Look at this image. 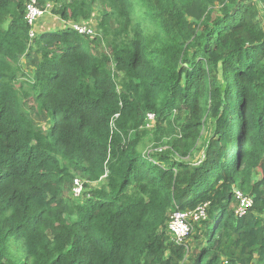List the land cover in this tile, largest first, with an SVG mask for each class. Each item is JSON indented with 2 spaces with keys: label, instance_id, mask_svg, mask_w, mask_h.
<instances>
[{
  "label": "trees",
  "instance_id": "1",
  "mask_svg": "<svg viewBox=\"0 0 264 264\" xmlns=\"http://www.w3.org/2000/svg\"><path fill=\"white\" fill-rule=\"evenodd\" d=\"M28 1L0 0V264H225L233 236L264 264V0H56L84 27L100 4V35L33 39ZM76 177L106 184L76 202Z\"/></svg>",
  "mask_w": 264,
  "mask_h": 264
},
{
  "label": "rangeland",
  "instance_id": "2",
  "mask_svg": "<svg viewBox=\"0 0 264 264\" xmlns=\"http://www.w3.org/2000/svg\"><path fill=\"white\" fill-rule=\"evenodd\" d=\"M59 4H61V3L56 1V0H47V5L46 6L48 7L49 12L52 14L51 16H49L50 18L52 17V19H50L49 21H46L44 19L43 23H45V24L42 25V28L43 27L46 28V29H49V28L61 29V28H63L64 24L61 23V21H60L61 20L60 15H57V14L55 15V14L52 13V11H53L52 9H54V7L58 6ZM101 11H102V8H101L100 4H97L95 6V8H94L93 16H92L90 22L87 23V24L90 25V27H93L95 29V31L98 33V35H100V31L98 29V23L101 20ZM42 18H45V17H42ZM262 19L264 20V17H262ZM39 20H38V22H39ZM50 22H53V24H50V25L46 24V23H50ZM37 26H38V24H37ZM85 27L87 28V30H89V31L91 30V28L88 27V25H86ZM100 48H101V50L106 51V52H108L110 54V51L108 50L107 47H105V45H101ZM21 61H22V65L21 66H22L23 71L26 74L31 75L33 69L30 68L29 60H27L26 58L22 57ZM21 79H27V78L23 77ZM152 122H154V121H148L147 120V122H146V124L144 126V129L148 130L144 134V137L146 138V142L147 143L149 142V140H147V138H149L150 134L152 133V131H149V130L154 127ZM203 133H204V137L206 138L209 135V130L203 131ZM146 146H147V144H146ZM146 146H144V148H143V151L145 153H155V152H157L156 148L151 147V145H149L147 148H146ZM201 155H202V151L201 150H196L194 155H193V157H192V160L193 161L199 160ZM79 178L84 183V189H85L84 194L82 195V197L81 198H75V197L72 196L73 195V193H72V185H71V188L67 191L68 193L66 194L67 197H70L72 200H74L76 202H83L84 201L85 192L86 191H90L91 189H96V188L105 186V184H106V181H105L104 178L101 181H99V182L91 183V184L86 179L81 178V177H79ZM237 192H238V190H237ZM237 205H238V202L234 203L233 208L236 209ZM205 206L206 205L200 206V207H203L205 209V211H206L205 216L201 217L198 221L193 223L192 228H191V232H195L199 227H201V225L199 223V222H201V220H207L208 219L209 214H208ZM199 216H201V214H199ZM191 218H192V216H190V219ZM196 223H199V224L196 225ZM203 233H204V229L203 230L199 229L198 235L203 237ZM224 249H225V255L223 256L222 261L225 264H231V263H234L235 261L238 264H251L248 261L249 259H253V263L256 264V262L258 260L257 257L255 259V257H252L251 255L243 254L241 252V248L237 245V238H235L234 236L230 237V238H225Z\"/></svg>",
  "mask_w": 264,
  "mask_h": 264
},
{
  "label": "built area",
  "instance_id": "3",
  "mask_svg": "<svg viewBox=\"0 0 264 264\" xmlns=\"http://www.w3.org/2000/svg\"><path fill=\"white\" fill-rule=\"evenodd\" d=\"M48 13H49L48 7L47 6L45 8L39 7L38 0L28 1L25 20L28 23V25L31 26V30H30L31 39H33L37 34L38 20L46 16ZM72 26L82 33L89 32V30H87V28L84 26H80L78 24ZM154 117H155L154 114H148L147 116L149 120H154ZM74 184L75 185L73 189V194L75 195V197H79L83 192L84 184L80 179H75ZM235 193L238 199V205L235 209V212L238 216H241L244 215L250 207H252L253 199L239 190L238 192L237 190H235ZM205 213L206 211L203 207H199L194 212L178 211L173 213L169 221V229L173 235V238L177 242H182L184 238L188 235V233L191 231L193 223L198 221L201 217H204ZM199 214H201V216H199ZM190 216H192L191 219Z\"/></svg>",
  "mask_w": 264,
  "mask_h": 264
},
{
  "label": "clouds",
  "instance_id": "4",
  "mask_svg": "<svg viewBox=\"0 0 264 264\" xmlns=\"http://www.w3.org/2000/svg\"><path fill=\"white\" fill-rule=\"evenodd\" d=\"M49 15H51L50 12H49L46 16H44V17H47V16H49ZM60 21H61V23L64 24L63 27H68V25L71 24L69 21L66 22V21H64L62 18H61ZM150 114H153V113H150ZM154 119H155V117H154ZM152 121H154V120H152ZM75 179H80V178H79V177H76V178H74V181H75ZM104 179H105V177H104ZM80 180H81V179H80ZM74 181H73V186H72V193H73V189H74V185H75V184H74ZM89 183H90V182H89ZM83 184H84V183H83ZM90 184H91V183H90ZM91 190H92V189H91ZM84 191H85V189H83V192H82V194H81L79 197H75L74 194H73L72 196L75 197V198H81L82 195L84 194ZM199 207H200V206H199ZM199 207H198V208H199ZM198 208H197V209H198ZM197 209L192 210V211H188V210H187V211H181V212H194V211H196ZM175 212H178V211H175ZM175 212H174V213H175ZM168 227H169V224H168ZM190 232H191V231H190ZM190 232H189V233H190ZM189 233H188V234H189Z\"/></svg>",
  "mask_w": 264,
  "mask_h": 264
},
{
  "label": "crops",
  "instance_id": "5",
  "mask_svg": "<svg viewBox=\"0 0 264 264\" xmlns=\"http://www.w3.org/2000/svg\"><path fill=\"white\" fill-rule=\"evenodd\" d=\"M52 15V14H51ZM51 15H49V16H51ZM49 16H47V18L45 17V18H42V19H40L39 20V22H38V26H37V30L39 31V32H49V31H53V30H56L57 28H49V29H46V28H42V25L43 24H45V23H43L44 22V19L46 20V21H49L50 19H52V17L50 18ZM54 17V16H53ZM43 20V21H42ZM47 25H50V24H53V22H50V23H46Z\"/></svg>",
  "mask_w": 264,
  "mask_h": 264
}]
</instances>
